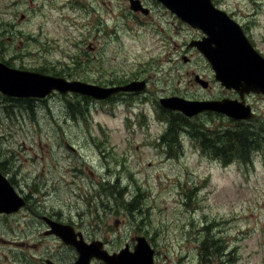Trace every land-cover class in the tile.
Here are the masks:
<instances>
[{
	"label": "rangeland",
	"instance_id": "1",
	"mask_svg": "<svg viewBox=\"0 0 264 264\" xmlns=\"http://www.w3.org/2000/svg\"><path fill=\"white\" fill-rule=\"evenodd\" d=\"M144 1L149 15L129 0H0L7 67L101 86L144 82L102 98L57 89L45 98L0 95V166L32 205L0 217V264L74 263L73 244L36 228L42 215L109 252L134 250L145 236L156 264H264V146L219 160L191 135L201 124L216 137V128L249 129L234 121L264 123V94L243 95L251 120L173 108L242 98L193 48L195 29ZM214 2L246 23L264 55V0Z\"/></svg>",
	"mask_w": 264,
	"mask_h": 264
},
{
	"label": "water",
	"instance_id": "2",
	"mask_svg": "<svg viewBox=\"0 0 264 264\" xmlns=\"http://www.w3.org/2000/svg\"><path fill=\"white\" fill-rule=\"evenodd\" d=\"M160 1L183 21L206 33L202 39L194 41V44L212 64L217 80L226 88L240 91L241 96L245 92L264 94V56L254 48L240 24L226 11L216 7L212 0ZM131 2L139 4V0H131ZM204 83L206 87L207 82ZM140 86L142 85L133 81L120 86L101 87L92 83L69 81L37 72L10 68L0 62V91L10 95L44 97L53 89H57L61 92L91 94L102 98L120 91L137 89ZM162 102L165 103L166 100L163 98ZM172 107L181 109L190 116L205 110L223 112L235 119L253 116L250 105L231 99L184 100L183 105ZM14 191L13 186L0 174V199L2 198L0 201L4 203V208L1 210L12 213L24 205V200ZM50 223L53 227L52 232L58 233L64 242L73 244L79 252V257L74 264H91L94 258L101 259L107 264H155V249L145 236L137 237L138 243L134 250H130L127 244L119 252L111 253L103 248L104 244L101 241L94 240L87 243L82 234L78 235L79 239L82 238L78 240L74 228L70 225L54 221Z\"/></svg>",
	"mask_w": 264,
	"mask_h": 264
},
{
	"label": "trees",
	"instance_id": "3",
	"mask_svg": "<svg viewBox=\"0 0 264 264\" xmlns=\"http://www.w3.org/2000/svg\"><path fill=\"white\" fill-rule=\"evenodd\" d=\"M262 119V116H258L255 120L249 122L248 125L241 124L238 121H234V126L241 127L246 126L249 128L246 131L237 130H226L225 134L222 135V131H218L216 128L215 134L216 137H212L211 131L204 128V125L201 124V131H196L191 133L193 138L198 139L203 145L205 150L213 151L214 155L217 156L219 160L225 159L230 160L235 157V154L247 158L250 150L252 148H260L264 146V123H260L259 121ZM188 120L182 121V124L185 128L183 129L186 134L190 133L189 127L190 123ZM259 126V127H255ZM253 127L259 129L258 132L253 131ZM179 129L174 133L175 135H179ZM210 140L211 144L206 146V142ZM108 183V182H107ZM110 185V183H108ZM115 187V186H110Z\"/></svg>",
	"mask_w": 264,
	"mask_h": 264
},
{
	"label": "flooded vegetation",
	"instance_id": "4",
	"mask_svg": "<svg viewBox=\"0 0 264 264\" xmlns=\"http://www.w3.org/2000/svg\"><path fill=\"white\" fill-rule=\"evenodd\" d=\"M157 5H162V6H164L165 8H167V6L162 2V1H160V0H153ZM212 2L214 3V5L216 6V7H219V8H221V9H223V10H225V11H227L225 8H223L222 6H220L219 4H217V3H215L214 2V0H212ZM129 3H130V7H131V9L132 10H134V11H141V12H144V13H146L145 15H149L148 13H149V11L151 10V8L152 7H150L148 4H147V2L146 1H144V0H139V4H134V3H132L131 2V0H129ZM144 4L145 5H148V7L150 8V9H148L146 6H144ZM255 5H257V4H255ZM136 6V7H135ZM255 8H257V6H255ZM168 10H170L169 8H167ZM171 11V10H170ZM172 12V11H171ZM228 12V14L234 19V20H236V21H238L240 24H241V26H242V30H243V32H244V34L246 35V37L248 38V40L252 43V45L259 51L260 49H259V47L257 46V42H256V40H255V38L253 37V35H252V33L247 29V25H246V23L245 22H243V20H241V18L240 19H238L237 18V16H236V14H234V11H231V10H228L227 11ZM172 13H174V12H172ZM175 14V13H174ZM176 15V14H175ZM177 16V15H176ZM177 18L184 24V25H186V26H188L189 28L191 27V28H193V29H195L196 30V32L198 33L197 35H195L196 37L193 39L194 41H196V40H200V39H202L206 34H205V32L204 31H202L201 29H199V28H196V27H193L192 25H190L189 23H186V22H184L180 17H178L177 16ZM98 31H99V29H98ZM192 40V41H193ZM191 41V42H192ZM193 48H196V47H193ZM196 51H198L202 56H204L197 48H196ZM31 71V70H30ZM36 72V71H35ZM38 73H41V72H38ZM41 74H44V73H41ZM44 75H49V74H44ZM50 76H52V75H50ZM54 77H56V76H54ZM214 77H215V72H214ZM59 78H62V77H59ZM215 79H216V77H215ZM66 80H69V81H74V80H70V79H66ZM76 81V80H75ZM78 81H82V82H87V81H83V80H78ZM87 83H92V82H87ZM92 84H94V85H98V84H95V83H92ZM203 84H205V83H203ZM207 85H206V87L208 86V82L206 83ZM122 85V84H121ZM125 85V84H124ZM139 85H144V83H139ZM98 86H101L100 84L98 85ZM120 86V85H119ZM101 87H107V86H101ZM1 92V91H0ZM52 92H58L57 90H52ZM121 93H122V91H120ZM124 92H128V91H124ZM3 92H1L0 93V95L1 96H4V97H6V98H8V97H10L9 95L10 94H8L7 95V93H3ZM67 94H72L71 92H69V93H67ZM245 94V93H244ZM91 95V94H90ZM114 95H116V94H114ZM15 96V95H14ZM94 96V95H93ZM113 96V95H112ZM47 97V96H46ZM243 96H241V98H242ZM45 98V97H44ZM232 100V99H231ZM240 100H243V98L242 99H240ZM1 102H6V99H4V100H0ZM244 101V100H243ZM246 104H248V105H250L249 103H247L246 101H244ZM251 106V105H250ZM209 111V110H208ZM222 113V112H221ZM0 174L1 175H3L7 180H8V182H9V184L10 185H12L13 186V188H14V190L16 191V190H18L17 189V186L14 184V182L12 181V179L11 178H8V176L6 175L7 173H6V171L4 170V167H3V170H2V168H1V166H0ZM17 192V191H16ZM17 194H18V192H17ZM19 195V194H18ZM20 196V195H19ZM21 197V196H20ZM24 199V205H25V207H28V208H32V205H31V200L30 199H26L25 198V196H22ZM0 205H1V207H0V217H3V216H11V215H13V214H10V213H8V212H6L5 210H1V209H3L4 208V206L2 207V205H4L3 203H1L0 202ZM17 213H19V211H16ZM16 212H14L15 214H17ZM14 214V215H15ZM35 218V224H38V227H36V228H41L42 227V225H45V228L43 229V233H44V235L45 236H49V237H51V238H57L59 235H58V233H56V232H52L53 231V227L50 225L51 223L50 222H52V221H54V222H59V220H57V219H54L53 217H51L50 215H48V216H46V215H42V216H39V218H36V217H34ZM64 224V223H63ZM80 232V231H79ZM82 233V232H81ZM60 237V236H59ZM66 243V242H65ZM67 245H70V246H72L71 244H68V243H66ZM104 244H106L107 245V243L105 242ZM74 247V246H73ZM74 250L76 251V248L74 247ZM76 253H77V251H76ZM156 254H157V252L155 253V256H156ZM79 254H77L76 255V257H79L78 256ZM76 260H77V258H76ZM75 260V261H76ZM95 260V259H94ZM93 260V261H94ZM75 261H74V263H75ZM46 263L47 264H59V263H57V262H55L53 259H51V258H46ZM74 263H72V264H74ZM65 264H67V263H65ZM92 264H93V262H92Z\"/></svg>",
	"mask_w": 264,
	"mask_h": 264
}]
</instances>
